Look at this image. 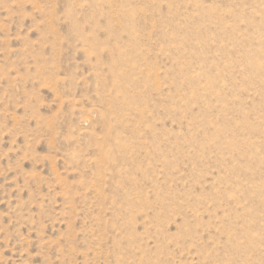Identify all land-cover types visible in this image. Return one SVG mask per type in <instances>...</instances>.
I'll return each mask as SVG.
<instances>
[{
	"label": "rangeland",
	"instance_id": "1",
	"mask_svg": "<svg viewBox=\"0 0 264 264\" xmlns=\"http://www.w3.org/2000/svg\"><path fill=\"white\" fill-rule=\"evenodd\" d=\"M0 264H264V0H0Z\"/></svg>",
	"mask_w": 264,
	"mask_h": 264
}]
</instances>
